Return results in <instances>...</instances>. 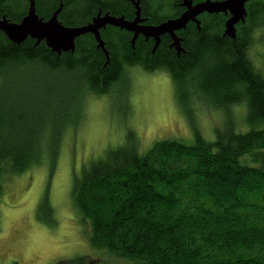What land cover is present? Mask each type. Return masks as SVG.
Segmentation results:
<instances>
[{
  "label": "trees",
  "instance_id": "trees-1",
  "mask_svg": "<svg viewBox=\"0 0 264 264\" xmlns=\"http://www.w3.org/2000/svg\"><path fill=\"white\" fill-rule=\"evenodd\" d=\"M35 2L44 20L62 6L59 20L67 27L87 25L99 12L136 17L129 0ZM182 4L140 0L144 24L180 17ZM248 10L235 39L225 35V14L200 15L199 28L190 22L177 32L180 55L169 35L154 50L153 39L139 36L133 45V33L113 26L101 31L108 58L92 34L77 38L73 53L59 55L45 42L15 44L0 33V174L53 162L75 123L64 125L63 113L80 111L89 92L109 93L126 67L166 70L184 108L189 90L215 108L245 105L251 129L226 125L214 141L162 140L143 154L129 133L75 182L74 204L90 228L91 245L135 264H264V73L249 55L264 1ZM28 12L29 0H0V17L11 22ZM61 86L74 88L77 99L76 93L64 98Z\"/></svg>",
  "mask_w": 264,
  "mask_h": 264
},
{
  "label": "rangeland",
  "instance_id": "rangeland-1",
  "mask_svg": "<svg viewBox=\"0 0 264 264\" xmlns=\"http://www.w3.org/2000/svg\"><path fill=\"white\" fill-rule=\"evenodd\" d=\"M259 17L263 20L253 33L249 55L264 73V15ZM175 85L166 70L126 67L109 93L89 92L80 111L63 113L64 125L75 123L67 124L53 162L0 174V264H74L80 257L88 264H135L91 245L90 228L73 200L75 182L84 170L122 146L129 133L143 154L162 140L194 144L199 136L214 141L216 130L226 125L241 132L251 129L245 105L215 108L197 101L189 90L184 108ZM61 87L64 98L76 93L77 99L74 88Z\"/></svg>",
  "mask_w": 264,
  "mask_h": 264
},
{
  "label": "water",
  "instance_id": "water-1",
  "mask_svg": "<svg viewBox=\"0 0 264 264\" xmlns=\"http://www.w3.org/2000/svg\"><path fill=\"white\" fill-rule=\"evenodd\" d=\"M129 1L134 4L136 9V17L132 21L99 12L87 25L67 27L59 20L62 6L54 12L50 19L44 20L37 14L35 0H29V12L19 23L11 22L6 17H0V33L5 34L15 44H21L28 38L36 40L37 44L45 42L53 52L59 55L73 53L76 49L77 38L92 34L98 43V48H101L108 58V51L105 48L101 31L107 26H113L133 33V45L139 36H143L146 40L153 39L155 41L154 50L160 45L161 38L164 35H169L172 39L171 47L175 48L180 55L183 49L181 38L177 32L185 30L190 22L200 27L198 17L201 14L223 13L226 16L230 15L226 21L225 35L235 39L236 25L245 22L246 5L254 0H205L199 3H194V0H183L182 6L186 8L185 12L180 17L169 19L159 25H145L146 20L142 18L140 0Z\"/></svg>",
  "mask_w": 264,
  "mask_h": 264
},
{
  "label": "flooded vegetation",
  "instance_id": "flooded-vegetation-1",
  "mask_svg": "<svg viewBox=\"0 0 264 264\" xmlns=\"http://www.w3.org/2000/svg\"><path fill=\"white\" fill-rule=\"evenodd\" d=\"M254 1H256V0H254ZM254 1H251V2H254ZM251 2L247 3V5H246V10H247V17L249 16L248 5H249ZM225 16H226V15H225ZM226 17H229V15H228V16H226Z\"/></svg>",
  "mask_w": 264,
  "mask_h": 264
},
{
  "label": "bare ground",
  "instance_id": "bare-ground-1",
  "mask_svg": "<svg viewBox=\"0 0 264 264\" xmlns=\"http://www.w3.org/2000/svg\"><path fill=\"white\" fill-rule=\"evenodd\" d=\"M194 2H195V1H194ZM198 3H199V2H198ZM183 7H184V6H183ZM184 8H185V7H184ZM185 10H186V8H185ZM201 15H202V14H201ZM229 17H230V15H229ZM229 17H227V20L229 19ZM246 17H247V16H246ZM198 20H199V19H198ZM196 25H197V24H196ZM197 27L199 28L198 25H197ZM171 48H172V47H171ZM182 52H183V51H182ZM182 52H181V53H182ZM181 53H180V54H181Z\"/></svg>",
  "mask_w": 264,
  "mask_h": 264
}]
</instances>
